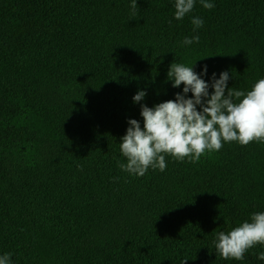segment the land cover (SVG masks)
Segmentation results:
<instances>
[{
	"label": "trees",
	"instance_id": "trees-1",
	"mask_svg": "<svg viewBox=\"0 0 264 264\" xmlns=\"http://www.w3.org/2000/svg\"><path fill=\"white\" fill-rule=\"evenodd\" d=\"M0 0V255L12 264H264L215 252L219 231L264 211V142L196 162L165 155L143 176L120 138L141 103L174 99L182 63L250 90L264 78V0ZM203 19L193 31L191 19ZM199 43L185 45V37ZM146 96L133 102V95ZM211 87L209 92H211ZM191 96V92L187 93Z\"/></svg>",
	"mask_w": 264,
	"mask_h": 264
},
{
	"label": "clouds",
	"instance_id": "clouds-1",
	"mask_svg": "<svg viewBox=\"0 0 264 264\" xmlns=\"http://www.w3.org/2000/svg\"><path fill=\"white\" fill-rule=\"evenodd\" d=\"M200 3L204 9L214 7L208 0ZM194 6L195 0H175V19H183ZM130 8L129 19L137 18V0H131ZM191 23L196 31L203 27L204 21L193 16ZM182 43H199V35L185 37ZM193 63L170 64L167 78L174 88L183 85L182 91L175 93L174 99L151 107L141 103L143 126L136 119L127 120L128 127L119 145L127 160L119 163L122 170L143 176L149 168L164 171L165 155L180 161L189 158L194 163L206 152L220 150L224 142L236 141L241 145L264 142V78L256 80L250 90H235L228 86V72L222 71L219 78L213 73L209 83L202 79L207 66L198 74ZM145 96L146 92L139 90L133 95V102H140ZM213 243L215 252L223 259L243 260L249 249L264 246V211L251 213L248 220L227 232H217ZM11 256L12 253L0 255V264H12ZM258 259L264 260V252L258 254Z\"/></svg>",
	"mask_w": 264,
	"mask_h": 264
},
{
	"label": "rangeland",
	"instance_id": "rangeland-1",
	"mask_svg": "<svg viewBox=\"0 0 264 264\" xmlns=\"http://www.w3.org/2000/svg\"><path fill=\"white\" fill-rule=\"evenodd\" d=\"M262 252H264V246L262 247Z\"/></svg>",
	"mask_w": 264,
	"mask_h": 264
}]
</instances>
